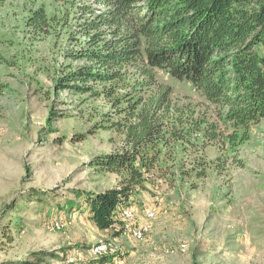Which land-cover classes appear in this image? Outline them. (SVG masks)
I'll return each mask as SVG.
<instances>
[{
  "label": "rangeland",
  "instance_id": "1",
  "mask_svg": "<svg viewBox=\"0 0 264 264\" xmlns=\"http://www.w3.org/2000/svg\"><path fill=\"white\" fill-rule=\"evenodd\" d=\"M105 1L0 0V264H264V117L243 142L195 132L194 145L165 150L175 162L131 198L135 220L147 225L141 238L123 231L119 215L109 229L88 216L86 192L117 183L94 159L120 146L122 136L108 126L119 116L113 96L101 92L105 84H92L98 94L75 93L58 80L86 64L69 53L86 40L80 23ZM37 9L45 30L30 24ZM154 76L173 103L216 121L214 105L190 82L161 69ZM200 155L203 177L195 172ZM101 241L120 250L90 263Z\"/></svg>",
  "mask_w": 264,
  "mask_h": 264
},
{
  "label": "trees",
  "instance_id": "2",
  "mask_svg": "<svg viewBox=\"0 0 264 264\" xmlns=\"http://www.w3.org/2000/svg\"><path fill=\"white\" fill-rule=\"evenodd\" d=\"M105 3L106 9L80 23L86 40L69 53L86 64L71 67L58 80L75 93L98 94L92 84H105L101 92L113 96L119 116L108 126L122 136L120 146L94 159L101 170L117 175V183L88 191L83 199L100 229L112 228L119 207L130 206L166 161L175 162L171 151H165L169 147L194 145L195 132L209 141L243 142L250 124L264 117V0ZM30 24L47 28L43 9L33 12ZM155 69L190 82L214 105L216 121L194 118V108L173 103L170 89L157 83ZM135 76L138 80L131 83ZM220 125L232 131L224 132ZM202 157L194 159L198 177L205 175Z\"/></svg>",
  "mask_w": 264,
  "mask_h": 264
},
{
  "label": "built area",
  "instance_id": "3",
  "mask_svg": "<svg viewBox=\"0 0 264 264\" xmlns=\"http://www.w3.org/2000/svg\"><path fill=\"white\" fill-rule=\"evenodd\" d=\"M118 213L122 220V228L125 233L131 235L135 239H139L144 235L145 231L147 230V225L143 223H137L130 206H120ZM145 214L146 216L150 217L154 215V211L148 209ZM55 224L57 225V223ZM181 246L184 247L185 245L182 244ZM119 250V245H115L111 242L101 241L91 248V254L93 259L97 260L100 257L115 255L117 252H119Z\"/></svg>",
  "mask_w": 264,
  "mask_h": 264
}]
</instances>
